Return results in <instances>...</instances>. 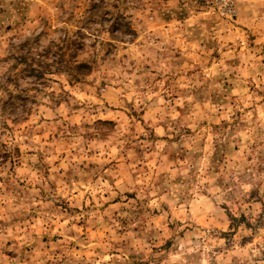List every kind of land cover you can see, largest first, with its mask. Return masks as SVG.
I'll use <instances>...</instances> for the list:
<instances>
[{"label":"clouds","instance_id":"clouds-1","mask_svg":"<svg viewBox=\"0 0 264 264\" xmlns=\"http://www.w3.org/2000/svg\"><path fill=\"white\" fill-rule=\"evenodd\" d=\"M0 264H264V0H0Z\"/></svg>","mask_w":264,"mask_h":264}]
</instances>
